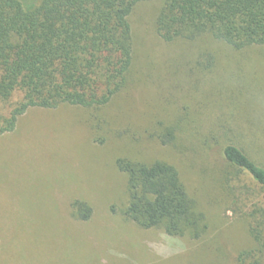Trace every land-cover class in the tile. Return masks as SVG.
Instances as JSON below:
<instances>
[{"label": "rangeland", "instance_id": "374dc122", "mask_svg": "<svg viewBox=\"0 0 264 264\" xmlns=\"http://www.w3.org/2000/svg\"><path fill=\"white\" fill-rule=\"evenodd\" d=\"M160 5L142 1L130 12L129 85L107 107H32L0 135V264H237L251 247L248 214L264 205V188L221 149L234 142L264 165V46L164 42L154 24ZM168 127L175 145L153 135ZM120 156L174 165L204 233L169 236L124 221ZM81 198L93 209L86 222L70 215Z\"/></svg>", "mask_w": 264, "mask_h": 264}, {"label": "trees", "instance_id": "16d2710c", "mask_svg": "<svg viewBox=\"0 0 264 264\" xmlns=\"http://www.w3.org/2000/svg\"><path fill=\"white\" fill-rule=\"evenodd\" d=\"M142 1L150 0H37L26 7L19 0H0V135L12 131L29 108L107 107L124 92L134 61L128 16ZM160 2L154 24L164 42L206 38L235 51L264 46V0ZM207 60L212 67L211 54ZM153 135L175 145L176 128ZM221 153L228 165L264 188V165L242 147L226 142ZM115 165L126 177L124 221L142 230L161 228L169 236L204 233L206 218L174 165L128 156L117 157ZM223 181L226 186L229 177ZM70 213L86 222L93 209L86 199H74ZM248 215L253 243L236 262L264 264V205Z\"/></svg>", "mask_w": 264, "mask_h": 264}]
</instances>
